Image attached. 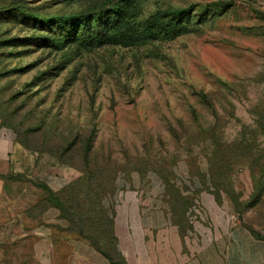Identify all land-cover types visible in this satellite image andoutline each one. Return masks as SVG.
Here are the masks:
<instances>
[{
    "label": "rangeland",
    "instance_id": "1",
    "mask_svg": "<svg viewBox=\"0 0 264 264\" xmlns=\"http://www.w3.org/2000/svg\"><path fill=\"white\" fill-rule=\"evenodd\" d=\"M101 1L0 0V120L16 133L13 175L38 197L31 216L55 207L105 241L119 180L153 176L183 227L208 192L264 231L262 5L142 0L141 18L190 7L188 27L129 46L59 40L30 16Z\"/></svg>",
    "mask_w": 264,
    "mask_h": 264
},
{
    "label": "crops",
    "instance_id": "2",
    "mask_svg": "<svg viewBox=\"0 0 264 264\" xmlns=\"http://www.w3.org/2000/svg\"><path fill=\"white\" fill-rule=\"evenodd\" d=\"M258 1L264 9V0ZM16 141L0 120V264H114L78 236L57 208L31 216L38 197L13 175ZM127 183L119 180L112 197L114 233L127 264H264V231L219 206L213 194L206 192V199L200 193L206 206L183 227L165 202L159 177H133L130 190Z\"/></svg>",
    "mask_w": 264,
    "mask_h": 264
},
{
    "label": "trees",
    "instance_id": "3",
    "mask_svg": "<svg viewBox=\"0 0 264 264\" xmlns=\"http://www.w3.org/2000/svg\"><path fill=\"white\" fill-rule=\"evenodd\" d=\"M189 10L190 7L177 9L171 16L167 12H155L146 18H141L142 0H102L93 8L77 13L53 17H40L30 13V16L38 18L39 22L44 24H51L54 21L61 33L59 40L76 39L85 47L105 44L129 46L174 37L185 31L188 21L184 20V17ZM109 204L112 208V225L110 238L103 236L106 238L105 241H100L93 233L68 224L78 236L88 239L114 264H127L118 249V241L114 233L112 199L109 200Z\"/></svg>",
    "mask_w": 264,
    "mask_h": 264
}]
</instances>
